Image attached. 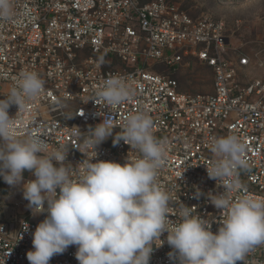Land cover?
I'll list each match as a JSON object with an SVG mask.
<instances>
[{
	"label": "built area",
	"instance_id": "1",
	"mask_svg": "<svg viewBox=\"0 0 264 264\" xmlns=\"http://www.w3.org/2000/svg\"><path fill=\"white\" fill-rule=\"evenodd\" d=\"M15 10L13 21L0 22V99L23 70L40 75L45 90L17 114V134L31 131L43 136L50 149H68L73 178L82 172L81 161L123 165L138 157L137 149L123 141L114 145L112 137L97 146L95 158L92 148L83 145L88 128L105 116H112L113 133L119 135L127 117L143 111L167 150L157 183L170 196L173 222L179 221L181 203L209 221L214 233L224 219L208 199L209 193L225 191L223 182L206 171L215 159L209 146L213 136L236 134L247 145V168L238 169L243 188L232 198H264V79L246 72L251 60L231 45L222 21L191 16L173 0H15ZM191 62L210 72L211 93L180 90L175 75ZM110 77H122L134 89L133 97L115 108L95 95ZM17 111L11 105L9 116ZM73 126L83 132L79 138L69 134ZM24 204L20 218L0 220V264H29L32 233L47 213L33 214ZM166 235L149 264H173ZM75 252L76 246H69L49 264H79ZM237 264H264V245Z\"/></svg>",
	"mask_w": 264,
	"mask_h": 264
},
{
	"label": "clouds",
	"instance_id": "2",
	"mask_svg": "<svg viewBox=\"0 0 264 264\" xmlns=\"http://www.w3.org/2000/svg\"><path fill=\"white\" fill-rule=\"evenodd\" d=\"M16 16L15 0H0V22L13 21ZM44 90L40 75L25 69L0 99V178L22 189L33 214L47 213L32 233L33 248L26 253L29 264H49L72 245L79 264H149L154 248L165 242L160 239L164 233L173 250L167 254L173 264H237L264 245V198L231 196L243 188L238 169L247 168V145L241 137L227 134L209 141L215 159L206 171L210 179L221 180L225 189L208 194L211 204L224 214L214 233L209 221L182 203L179 221L169 219L170 196L157 183L167 150L155 137L153 119L146 112L130 114L119 135L113 133L111 115L89 127L83 146L92 148L93 158L97 146L109 137L114 145L123 141L140 155L126 159L123 165L81 161L83 169L76 178L66 162L68 149H50L43 136L31 131L18 135L17 114L27 111L28 103ZM95 95L115 108L130 100L134 89L122 77H110L97 86ZM11 105L18 106L15 117L9 116ZM82 133L77 126L69 128L73 137ZM25 171L35 178L21 183ZM24 228L27 230V224Z\"/></svg>",
	"mask_w": 264,
	"mask_h": 264
},
{
	"label": "rangeland",
	"instance_id": "3",
	"mask_svg": "<svg viewBox=\"0 0 264 264\" xmlns=\"http://www.w3.org/2000/svg\"><path fill=\"white\" fill-rule=\"evenodd\" d=\"M194 17H211L222 21L228 32L231 45L247 55L251 62L246 72L254 78L264 79V0H173ZM179 80L180 90L185 93H211V74L197 62L182 69L175 75ZM35 178L31 173H23L24 181ZM5 186L4 194L0 191V220L17 219L18 212L25 210L22 189L19 186ZM24 201V202H23ZM16 203V204H15ZM6 209H13L10 215ZM26 219L29 216L26 215Z\"/></svg>",
	"mask_w": 264,
	"mask_h": 264
},
{
	"label": "trees",
	"instance_id": "4",
	"mask_svg": "<svg viewBox=\"0 0 264 264\" xmlns=\"http://www.w3.org/2000/svg\"><path fill=\"white\" fill-rule=\"evenodd\" d=\"M0 191H1L2 194H4L5 191H6V188H5V186L2 185L1 181H0Z\"/></svg>",
	"mask_w": 264,
	"mask_h": 264
},
{
	"label": "bare ground",
	"instance_id": "5",
	"mask_svg": "<svg viewBox=\"0 0 264 264\" xmlns=\"http://www.w3.org/2000/svg\"><path fill=\"white\" fill-rule=\"evenodd\" d=\"M15 204H16V203H15ZM5 211H6V214H7V215H10V214L13 212V209H6Z\"/></svg>",
	"mask_w": 264,
	"mask_h": 264
}]
</instances>
